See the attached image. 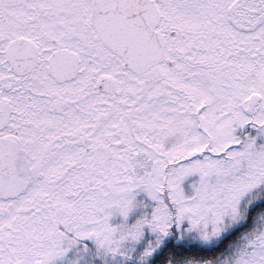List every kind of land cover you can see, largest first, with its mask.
Masks as SVG:
<instances>
[{
	"label": "snow or ice",
	"instance_id": "snow-or-ice-1",
	"mask_svg": "<svg viewBox=\"0 0 264 264\" xmlns=\"http://www.w3.org/2000/svg\"><path fill=\"white\" fill-rule=\"evenodd\" d=\"M0 264H264V0H0Z\"/></svg>",
	"mask_w": 264,
	"mask_h": 264
}]
</instances>
